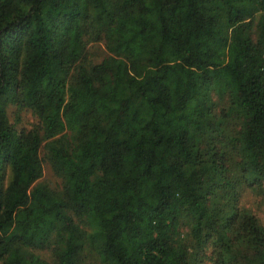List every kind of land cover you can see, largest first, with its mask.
<instances>
[{"label":"trees","instance_id":"16d2710c","mask_svg":"<svg viewBox=\"0 0 264 264\" xmlns=\"http://www.w3.org/2000/svg\"><path fill=\"white\" fill-rule=\"evenodd\" d=\"M249 190L264 0H0V264H264Z\"/></svg>","mask_w":264,"mask_h":264},{"label":"rangeland","instance_id":"374dc122","mask_svg":"<svg viewBox=\"0 0 264 264\" xmlns=\"http://www.w3.org/2000/svg\"><path fill=\"white\" fill-rule=\"evenodd\" d=\"M95 55L102 59L106 55V50L103 45L99 46H91L90 47ZM29 121L31 120L30 116H27ZM43 181L47 182L52 188H56L60 185V181L54 177L52 168L49 164H45L44 166V176L42 178ZM243 204L245 207L253 210V212L262 220L264 223V197L259 196V194L255 193L252 190L245 192V197L243 200Z\"/></svg>","mask_w":264,"mask_h":264}]
</instances>
